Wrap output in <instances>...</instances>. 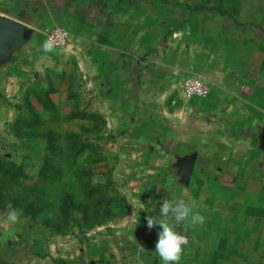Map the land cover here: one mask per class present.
<instances>
[{"label":"crops","instance_id":"obj_1","mask_svg":"<svg viewBox=\"0 0 264 264\" xmlns=\"http://www.w3.org/2000/svg\"><path fill=\"white\" fill-rule=\"evenodd\" d=\"M161 1L0 0V13L31 26L24 45L35 48L53 20H66L58 25L86 50L92 46L82 70L102 78L99 91L124 93L125 103L148 98L150 89L160 102L165 93H179L187 78L202 76L210 93L177 110L172 163L169 152L156 156L171 163L174 188L189 182L188 199H172L195 205L206 218L202 226L176 228L189 240L179 264H264V16L246 18L238 2L229 8L218 0ZM133 22L140 23L139 41L130 39ZM172 28L184 37L170 40ZM10 56L0 60V76L17 77L3 73ZM164 199L141 202L134 216L130 210L95 227L104 234L91 264H162L154 253L161 228L149 230L146 217L160 218Z\"/></svg>","mask_w":264,"mask_h":264},{"label":"rangeland","instance_id":"obj_2","mask_svg":"<svg viewBox=\"0 0 264 264\" xmlns=\"http://www.w3.org/2000/svg\"><path fill=\"white\" fill-rule=\"evenodd\" d=\"M218 2L229 8L243 4L246 18L264 16V0ZM59 21L53 20L42 37L36 36V48L27 43L3 63H10L3 73L15 71L17 77L0 76V158L23 165L25 173L14 177L0 169L4 205L16 199V208L22 211L20 222L10 225L5 222L7 209L0 208V264H91L97 252L93 245L99 248V235L104 234L88 226L99 197L110 198L116 214L160 197L188 199L189 182L174 188L170 170L176 113L185 102L197 104L210 91L190 97L181 87L179 93L175 89L163 94L159 102L162 95L150 89L148 98L142 100L140 94L130 104L117 88L99 91L95 83L102 78L82 70V60L92 58V46L87 51L68 31L65 44L43 51L48 33L65 29L58 23L67 21ZM139 27L140 23H131V41L140 40L135 35ZM183 35L184 31L172 28L170 40ZM192 77L206 83L202 76ZM37 93L50 98L52 108L45 107ZM117 100L120 103L113 104ZM30 107L40 121L29 127L24 119L31 117ZM78 111L95 116L80 117ZM78 143L84 152L77 151ZM163 151L171 157L167 166L156 157ZM70 196L76 204L73 209L62 206Z\"/></svg>","mask_w":264,"mask_h":264},{"label":"clouds","instance_id":"obj_3","mask_svg":"<svg viewBox=\"0 0 264 264\" xmlns=\"http://www.w3.org/2000/svg\"><path fill=\"white\" fill-rule=\"evenodd\" d=\"M54 47V43L48 40L43 45V51L52 52ZM194 207L195 205H189L183 199H164L159 208L160 218L146 217L149 230L156 225L161 228L154 253L157 254L162 264H179L184 254V246L189 243L187 235L176 230L180 224L195 228L206 222V218L200 212L194 211ZM6 208L5 222L10 225L18 224L22 211L13 207L11 201L7 202ZM141 249L144 250L142 247Z\"/></svg>","mask_w":264,"mask_h":264},{"label":"trees","instance_id":"obj_4","mask_svg":"<svg viewBox=\"0 0 264 264\" xmlns=\"http://www.w3.org/2000/svg\"><path fill=\"white\" fill-rule=\"evenodd\" d=\"M50 90L53 91L54 88L51 87ZM36 96H37L38 100L45 107L52 108L54 102L50 98H48L47 96H44L41 93H37ZM30 113H31V117L24 119V122L29 127L30 126H36L37 123L40 121V118L38 117V114L35 112L33 107H30ZM77 115L80 116V117H84V116H92V117H94L95 116V114H93V113L89 114V113H86V112H83V111H78ZM78 142H80V141L78 140ZM78 145H79V148L77 149V151L78 152H84L81 149V146L83 144L80 145L78 143ZM0 169H2L3 171L11 174L14 177L23 176L24 173H25V169H24L23 165H17L16 163H14L12 161H5L2 158H0ZM93 188H95V187H93ZM95 189H99V188H95ZM16 201L17 200L15 199L12 202V205L15 208H16ZM74 201H75L74 197L70 196L69 198H67L66 201H63L62 206L65 207V208L69 207V209L70 208L73 209L74 207H76V204H75ZM102 204L105 205L106 207L103 208ZM31 205H33V203H31ZM124 206H127V203ZM111 207L112 206H111L110 198H106V197L105 198H100L99 197V199H97V207L92 212V216H91L92 223L90 225H88V226L97 227L99 225L108 223L109 220H111L113 217H117V218L118 217H122V216H124V215H126L128 213L127 207L124 208V211H122V212L119 211L118 214L114 213V211L112 210ZM0 208L7 209L6 205H4V201H3V197L1 195V192H0ZM32 213H33V215L37 214L36 210H34V212L32 211ZM9 264H11V263H9ZM66 264H70V263H66Z\"/></svg>","mask_w":264,"mask_h":264},{"label":"water","instance_id":"obj_5","mask_svg":"<svg viewBox=\"0 0 264 264\" xmlns=\"http://www.w3.org/2000/svg\"><path fill=\"white\" fill-rule=\"evenodd\" d=\"M31 33L28 24L0 13V60L23 46Z\"/></svg>","mask_w":264,"mask_h":264},{"label":"built area","instance_id":"obj_6","mask_svg":"<svg viewBox=\"0 0 264 264\" xmlns=\"http://www.w3.org/2000/svg\"><path fill=\"white\" fill-rule=\"evenodd\" d=\"M49 39L54 45L65 44L69 38V33L67 30H53L48 33ZM210 91V87L199 77H189L185 80L182 85V92L186 96L190 97H203L206 96ZM183 234V233H181ZM186 235V234H184Z\"/></svg>","mask_w":264,"mask_h":264}]
</instances>
